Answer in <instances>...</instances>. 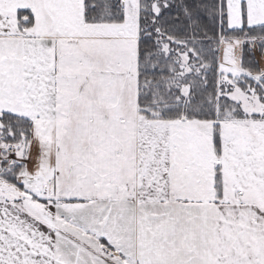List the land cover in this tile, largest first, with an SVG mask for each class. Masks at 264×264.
<instances>
[{
  "label": "snow or ice",
  "instance_id": "obj_1",
  "mask_svg": "<svg viewBox=\"0 0 264 264\" xmlns=\"http://www.w3.org/2000/svg\"><path fill=\"white\" fill-rule=\"evenodd\" d=\"M0 264H264V0H0Z\"/></svg>",
  "mask_w": 264,
  "mask_h": 264
}]
</instances>
